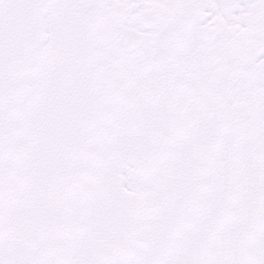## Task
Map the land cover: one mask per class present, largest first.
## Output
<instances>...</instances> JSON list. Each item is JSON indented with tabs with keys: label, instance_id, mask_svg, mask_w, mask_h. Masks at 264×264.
<instances>
[{
	"label": "snow or ice",
	"instance_id": "6c2138e0",
	"mask_svg": "<svg viewBox=\"0 0 264 264\" xmlns=\"http://www.w3.org/2000/svg\"><path fill=\"white\" fill-rule=\"evenodd\" d=\"M0 264H264V0H0Z\"/></svg>",
	"mask_w": 264,
	"mask_h": 264
}]
</instances>
